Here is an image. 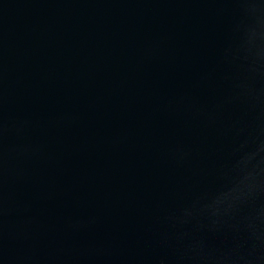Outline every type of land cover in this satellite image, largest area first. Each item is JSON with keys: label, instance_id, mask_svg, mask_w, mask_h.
<instances>
[{"label": "water", "instance_id": "1", "mask_svg": "<svg viewBox=\"0 0 264 264\" xmlns=\"http://www.w3.org/2000/svg\"><path fill=\"white\" fill-rule=\"evenodd\" d=\"M0 264H264V0H0Z\"/></svg>", "mask_w": 264, "mask_h": 264}]
</instances>
